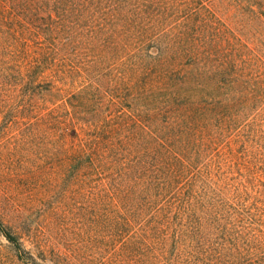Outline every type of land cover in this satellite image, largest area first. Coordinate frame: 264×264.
Listing matches in <instances>:
<instances>
[{"label": "trees", "instance_id": "trees-1", "mask_svg": "<svg viewBox=\"0 0 264 264\" xmlns=\"http://www.w3.org/2000/svg\"><path fill=\"white\" fill-rule=\"evenodd\" d=\"M215 1L0 0V126L40 134L67 191L154 212L172 264H264V151L237 150L264 104L243 30L264 17Z\"/></svg>", "mask_w": 264, "mask_h": 264}, {"label": "rangeland", "instance_id": "rangeland-1", "mask_svg": "<svg viewBox=\"0 0 264 264\" xmlns=\"http://www.w3.org/2000/svg\"><path fill=\"white\" fill-rule=\"evenodd\" d=\"M215 2L223 17L255 19L252 7L258 9L259 18L264 17V0ZM259 27L255 23L243 34L264 54V32ZM253 113L251 134L237 150L243 151L247 144L254 164L264 155L259 156L264 151V104ZM20 127L0 126V218L28 252L18 258L12 244L0 234V264H172L175 247L171 241L162 242L159 232L165 227L154 212L67 191V180L57 177L56 151L36 136L31 138V132L40 134ZM249 172L248 176L253 175V168ZM259 188L264 195V186ZM249 189V193L255 192L251 185ZM234 262L222 252L215 264Z\"/></svg>", "mask_w": 264, "mask_h": 264}]
</instances>
